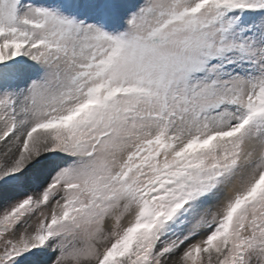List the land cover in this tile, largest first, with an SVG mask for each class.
Masks as SVG:
<instances>
[{"label": "snow or ice", "instance_id": "snow-or-ice-1", "mask_svg": "<svg viewBox=\"0 0 264 264\" xmlns=\"http://www.w3.org/2000/svg\"><path fill=\"white\" fill-rule=\"evenodd\" d=\"M0 264H264V0H0Z\"/></svg>", "mask_w": 264, "mask_h": 264}]
</instances>
